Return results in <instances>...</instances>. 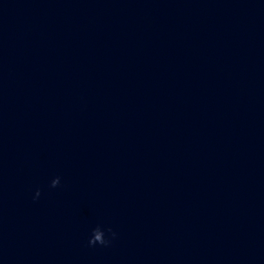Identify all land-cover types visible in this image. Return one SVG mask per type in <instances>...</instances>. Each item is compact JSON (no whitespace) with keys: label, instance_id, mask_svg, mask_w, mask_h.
<instances>
[{"label":"clouds","instance_id":"obj_1","mask_svg":"<svg viewBox=\"0 0 264 264\" xmlns=\"http://www.w3.org/2000/svg\"><path fill=\"white\" fill-rule=\"evenodd\" d=\"M108 231L111 232V229H109ZM112 236H115V233H112ZM97 240L100 241V245H103V246H107L110 243V240H103L99 234L95 237V240L89 239L88 243L89 245L94 246L96 245Z\"/></svg>","mask_w":264,"mask_h":264}]
</instances>
